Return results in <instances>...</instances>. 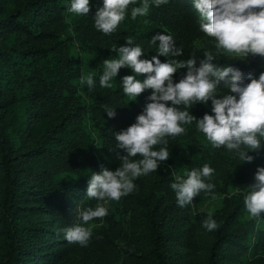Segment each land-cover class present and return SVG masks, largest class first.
<instances>
[{
	"label": "trees",
	"instance_id": "obj_1",
	"mask_svg": "<svg viewBox=\"0 0 264 264\" xmlns=\"http://www.w3.org/2000/svg\"><path fill=\"white\" fill-rule=\"evenodd\" d=\"M65 2L70 0H0V33L5 38L14 35L12 44L0 46V61L15 62L16 57L33 60L51 55L56 60L54 71L48 75L41 74L39 67L29 63L30 72L19 79L15 90H4L0 78V264H62L71 247L54 243V231L47 226V221L53 219L56 224L69 227L77 222L79 209L96 206L95 199L86 197L87 181L92 172H100L101 166L114 170L119 165L114 157L121 150L115 148L114 134L135 121L151 94L148 89L135 100L124 95L122 77L135 75L127 67L119 70L111 81V88L99 85L101 65L87 74L92 75L94 88L78 82V70L62 50L69 39L60 36L69 28L65 20L69 6ZM102 2L92 0L89 14L77 17L74 26L81 45L93 49L101 59L128 32L122 22L112 34L96 30L94 14ZM142 19L145 24L141 29L136 28L138 32L132 45L142 48L140 59L158 56L159 41L150 44V40L154 35L165 34L172 36L176 47L183 50V55L176 59L194 57L199 66L206 51L193 43L204 33L199 28L192 0H169L159 7L151 6ZM212 54V63L217 67L231 66L245 75L252 72L255 78L264 72V62L240 64L219 53ZM158 59L166 62L168 57L158 56ZM185 73L186 69H179L174 74V82ZM136 78L143 80L145 76ZM105 107L114 109V118L107 116ZM179 107L197 119L205 113L212 114L211 101L193 104L188 109ZM180 137H166V147L176 145ZM261 143L264 145V140ZM253 157L257 164H264V147ZM160 166L157 178L148 184H138L115 207L106 204L107 216L86 225L92 229L86 257H96L99 264H109L106 261L110 260L117 264H169L165 249L169 236L164 226L169 212L179 206L175 194L168 196L163 189L170 179L169 167ZM250 171L248 166L240 171L242 187L253 174ZM222 178L225 187L229 173L224 172ZM240 208L241 202L236 198L234 206L219 215V227L213 231L206 264H223L225 254L240 258L246 252L248 245L232 231ZM40 213L50 218L40 219ZM121 213L131 216L129 226L133 233L142 236V249L130 248L118 241L123 231V222L117 216Z\"/></svg>",
	"mask_w": 264,
	"mask_h": 264
},
{
	"label": "clouds",
	"instance_id": "obj_2",
	"mask_svg": "<svg viewBox=\"0 0 264 264\" xmlns=\"http://www.w3.org/2000/svg\"><path fill=\"white\" fill-rule=\"evenodd\" d=\"M169 0H103L102 7L94 14V27L105 35L115 32L125 19L131 7V18L144 17L151 6L159 7ZM193 8L199 14L200 30L216 42L217 50L246 58L250 54L264 57V0H192ZM139 6H135V5ZM70 13L84 16L90 12V0H70ZM159 41L158 56L168 57L161 62L158 56L140 59L143 50L133 45V39L127 38L126 45L112 48L116 58L102 61L103 71L99 77L102 88H111V81L122 67L132 70L135 75H125L121 79L122 90L129 100L150 89L151 94L142 111L135 117V122L126 129L114 134L117 151L114 159L118 167L109 170L101 166L100 172H92L87 181L86 197L98 203L93 207L79 209L76 223L62 229L63 238L70 244L86 247L92 237L93 219H103L108 214L104 203L119 201L136 189L134 180L155 172L162 162L169 158L166 137H176L185 133L182 125L196 122L198 131L213 148L224 147L238 156L241 162L251 163L254 157L249 151L257 152L264 147V72L258 78L252 72L243 74L231 67H217L212 63V52L206 51L199 62L194 57L178 60L183 50L176 47L172 36L154 35L150 44ZM244 60V59H242ZM179 69L186 73L178 82L174 74ZM144 75L143 80L136 76ZM80 83L89 89L95 87L92 75L82 76ZM226 89L227 91H223ZM211 101L212 114L205 113L197 119L185 109L193 104H206ZM109 118H114L115 111L105 107ZM164 145L159 147L156 146ZM139 157V159H135ZM214 174L208 164L192 168L185 175H176L170 184L176 203L185 207L201 192L211 193L215 185L206 182ZM243 204L253 218L264 214V167H257L254 183L244 195ZM208 230H216L219 225L209 213L202 222Z\"/></svg>",
	"mask_w": 264,
	"mask_h": 264
},
{
	"label": "rangeland",
	"instance_id": "obj_3",
	"mask_svg": "<svg viewBox=\"0 0 264 264\" xmlns=\"http://www.w3.org/2000/svg\"><path fill=\"white\" fill-rule=\"evenodd\" d=\"M92 0H90L91 2ZM67 7H70V2H65ZM139 4V0H138ZM135 6H139V5ZM68 7V8H69ZM66 10L65 20L69 25L68 30L65 28L61 33V37H69L67 45L63 47V52L70 58L71 65L78 70V82L80 78L86 76L89 72L94 71L98 66H103L104 59L116 58V52L112 51L102 59L98 58L96 52L90 47H84L78 40L74 26L76 18L80 15L70 13ZM199 19V14L197 13ZM145 24L142 17L138 16L135 20L131 18V7L128 9L125 19L122 21V26L127 28V36L124 40L118 42L116 47L127 46L126 39L132 38ZM71 27L73 29H71ZM137 28V29H136ZM135 30V31H134ZM72 38H70V36ZM14 35L9 34L6 38L0 33V46L12 44ZM193 43L202 48L204 51H210L221 54L224 58L236 63H263L264 57L249 55L246 58L237 56L234 53H228L223 49L217 50L216 42L213 38L207 35L196 37ZM132 46V45H131ZM244 59V60H242ZM15 62L0 61V78L2 87L6 91L15 90L18 88L19 79L29 73L31 68L29 63L39 67L41 74H51L56 66V60L53 55L49 57H39L33 60L16 57ZM76 78V79H77ZM223 91H227L223 89ZM132 121L126 124V127L134 123ZM185 133L181 135L180 141L176 145H168L169 158L160 165H167L170 170V179L163 186L166 195H173L174 192L170 188V184L174 182L176 175H185L192 168H200L204 164H208L214 169V174L210 182L215 185L211 193L201 192L199 196L193 199V202L185 207H179L172 210L167 215L164 230L168 232L169 239L165 244L167 250L169 264H206L208 248L213 239V231H208L202 226V222L212 214V218L219 220V215L229 208L234 206L235 199L241 202V208L233 222L232 231L240 237L248 246L246 252L240 258H233L229 254L222 257L223 264H264V214L259 218H253L246 211L243 199L244 195L249 191V185L254 183V173L257 167H264V164L259 165L252 161L251 163L241 162L233 152H229L226 148H213L210 142L207 141L204 134L198 131L195 124L183 125ZM253 151L247 154L253 156ZM135 159H139L136 157ZM244 166L251 168L253 174L247 177V182L244 187L240 185V171ZM118 167L115 166V168ZM161 167V166H160ZM114 168V169H115ZM157 171L141 176L134 180L136 187L138 184H148L153 178H157ZM229 173L228 183L224 187L222 174ZM246 180V178H245ZM109 207H115L117 201L104 202ZM111 205V206H110ZM107 207V206H106ZM108 209V208H107ZM119 211V205L117 207ZM123 222V231L117 238L121 245H126L130 248H143V238L140 234L133 233L129 226L131 216L128 214H118ZM40 219L46 220L50 216L47 214H38ZM47 226L52 227L54 234L53 239L56 245H67L71 247V252L66 256L62 264H99L94 256L86 257V247H81L78 244H70L64 238V233L61 231L67 227L56 224L53 219H49ZM109 264H117L115 260L106 261Z\"/></svg>",
	"mask_w": 264,
	"mask_h": 264
}]
</instances>
